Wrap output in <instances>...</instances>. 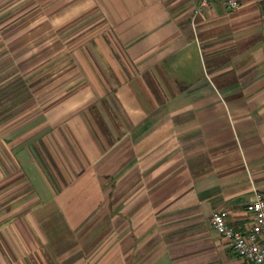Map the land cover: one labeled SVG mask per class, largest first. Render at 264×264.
Returning <instances> with one entry per match:
<instances>
[{
	"label": "crops",
	"instance_id": "1",
	"mask_svg": "<svg viewBox=\"0 0 264 264\" xmlns=\"http://www.w3.org/2000/svg\"><path fill=\"white\" fill-rule=\"evenodd\" d=\"M0 0V264H254L258 0Z\"/></svg>",
	"mask_w": 264,
	"mask_h": 264
},
{
	"label": "built area",
	"instance_id": "2",
	"mask_svg": "<svg viewBox=\"0 0 264 264\" xmlns=\"http://www.w3.org/2000/svg\"><path fill=\"white\" fill-rule=\"evenodd\" d=\"M213 2L235 9L240 6V0H200L199 7L206 8ZM248 209L251 213V223L246 229L232 227L227 220L226 211H216L210 216L212 227L228 241L230 247L242 258L254 264H264V193L256 191Z\"/></svg>",
	"mask_w": 264,
	"mask_h": 264
},
{
	"label": "trees",
	"instance_id": "3",
	"mask_svg": "<svg viewBox=\"0 0 264 264\" xmlns=\"http://www.w3.org/2000/svg\"><path fill=\"white\" fill-rule=\"evenodd\" d=\"M259 1V4H260V8L264 14V0H258Z\"/></svg>",
	"mask_w": 264,
	"mask_h": 264
}]
</instances>
